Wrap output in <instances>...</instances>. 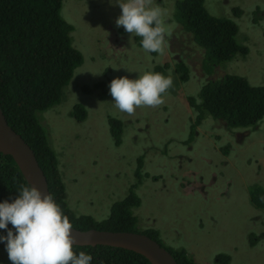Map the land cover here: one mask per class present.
<instances>
[{
  "label": "rangeland",
  "instance_id": "obj_1",
  "mask_svg": "<svg viewBox=\"0 0 264 264\" xmlns=\"http://www.w3.org/2000/svg\"><path fill=\"white\" fill-rule=\"evenodd\" d=\"M155 1L151 0V5L160 7ZM160 1L169 29L161 53L145 52L136 36L121 33L122 26L115 24L121 13L115 0L63 2L61 14L75 27L73 44L82 51L84 63L64 88L62 103L43 112V118L52 146L64 159L61 171L68 203L78 215L107 218L112 204L129 192L137 158L134 149H141L146 140L153 138L158 153L145 154L143 171H147L148 162L156 168L162 163L164 168L134 188L142 199L140 207L134 208L138 229H159L167 247L188 249L198 264H218L220 253L231 257L230 264H264V208H257L249 198L253 183L264 187V118L252 129L229 127L208 113L196 120L200 112L191 108L188 96L198 94L208 79L199 64L202 55L192 35L174 18L175 0ZM205 3L213 15L237 22V40L248 48L247 55L220 64L225 68L218 65L215 75L228 72L246 77L252 85H264V0ZM233 7L246 10L237 18ZM260 10L262 13L256 17L255 12ZM103 50L108 52L104 60L95 55ZM120 55L125 58L122 65L118 64ZM109 56L113 57L110 61ZM178 63L189 67V80H181ZM156 66L166 67L163 75L173 81L172 94H166L164 100L172 106L179 102L172 114L176 124L166 127L167 134L174 135L172 143L159 142L164 136L162 127L133 135V121L144 116L142 113L156 110L140 109L139 115L138 108L131 115L120 112L108 89L114 78L136 79L144 72H155ZM107 67L111 70L106 72ZM76 103H83L87 110L83 121L71 115ZM159 114L165 119L168 113L163 110ZM109 115L125 122L127 131L120 136V145L114 142ZM139 124L141 128L145 126L143 121ZM191 135L193 139L187 143ZM226 146L228 155L224 154ZM250 234H255L256 245L251 244ZM0 264H11L3 243Z\"/></svg>",
  "mask_w": 264,
  "mask_h": 264
},
{
  "label": "trees",
  "instance_id": "obj_2",
  "mask_svg": "<svg viewBox=\"0 0 264 264\" xmlns=\"http://www.w3.org/2000/svg\"><path fill=\"white\" fill-rule=\"evenodd\" d=\"M63 2L64 0H0V107L7 122L33 148L47 177L50 195L62 212L68 215L73 227L144 233L167 248L178 264H198L188 249L167 247L160 238L159 229H138L139 218L134 213V208L140 207L142 199L134 188L138 189L151 177L150 173L143 171L145 154L139 155V148L134 149L136 154L131 152L137 157L132 168V187L125 198L112 204L107 218L97 220L91 214L78 215L70 207L67 185L58 167L57 150L50 142L49 130L43 118V112L62 103L64 88L75 70L84 63L82 51L73 44L72 32L75 27L61 14ZM161 4L164 5L162 2ZM173 6L174 18L200 47L198 49L202 57L199 64L208 75L198 94L188 96L191 106L200 112L197 120L208 113L229 127L255 126L264 118V85H252L246 77L228 72L220 77L215 75V67L219 65L225 68V64H220L248 53V48L237 40V22L232 18L210 13L205 0H175ZM245 10L243 7H233V14L240 18V12ZM257 21L259 20L256 18L255 23ZM120 31L125 32L123 27ZM136 39L140 46V38ZM106 51L95 55L104 60L108 57ZM91 58L94 59L95 56ZM112 58L109 56L108 61ZM176 68L180 71L182 81L190 79L187 65L178 63ZM154 70L164 74L166 67L156 66ZM103 87L105 88V83ZM73 114L81 121L87 117V110L78 104L74 106ZM108 119L110 131L115 136L114 142L120 145L123 142L120 136L127 131L125 122L114 115H109ZM142 121H146V116L140 118V122ZM189 138L187 143L193 136ZM225 152L228 153L226 150ZM21 186L29 185L16 161L11 155L0 152V201H13L19 195L18 189ZM249 195L253 205L264 208V187L261 184H252ZM11 227L9 224L8 228ZM6 232L7 229L0 230V234ZM254 236L255 234H250L252 245L258 243L254 244ZM73 248L76 252L91 254V264H151L144 256L122 248L102 245H73ZM216 259L218 264L231 262V257L226 253L218 254Z\"/></svg>",
  "mask_w": 264,
  "mask_h": 264
},
{
  "label": "clouds",
  "instance_id": "obj_3",
  "mask_svg": "<svg viewBox=\"0 0 264 264\" xmlns=\"http://www.w3.org/2000/svg\"><path fill=\"white\" fill-rule=\"evenodd\" d=\"M110 2H114V0H110ZM114 3L121 9L120 15L115 20L116 26H122L124 31L130 33L131 36L139 37L140 46L145 52L161 53L169 29L165 22L166 12L160 8L162 7L160 0L155 1V5L157 3L160 7L152 6L151 0H115ZM260 13L262 10L255 12V15ZM107 68L109 71L111 70L109 67ZM203 72L206 73L204 70ZM172 83L170 76L153 71L144 72L136 79L123 76L111 80L108 89L113 98L115 109L129 115L134 113L135 108H138V115L140 109L156 110L155 113H142L146 116L143 128L139 124L140 118L133 121L135 123L133 135L138 132L144 134L150 129L155 130L156 127H162L161 132L164 133V136L159 142L172 143L174 135L167 134L166 127H173L176 124L172 114L179 102L177 101L172 106L170 101L164 100L166 94H172ZM103 89L105 90L104 87ZM79 104L84 106L83 103ZM163 104L164 107H161ZM191 108L196 109L195 107ZM163 110L168 113L165 119H162L159 114ZM71 115L80 121L73 112ZM175 116L178 114L175 113ZM260 121L249 129L256 128ZM137 124H139L138 127ZM156 143L153 138L146 140L141 148V153L142 151L144 154H148L149 151L158 153ZM225 150L228 152L227 146L224 147V154L228 155ZM57 160L61 175H63L61 170L64 159L58 153ZM144 162L146 163V160ZM154 165L148 162L146 172L152 174L164 168L162 163L157 168ZM18 192L19 195L13 201H0V230L7 229L6 234H0V243L4 244L11 264H91V254L85 251H74L70 219L62 212L50 194H45L34 185L21 186ZM9 224H11V228H8Z\"/></svg>",
  "mask_w": 264,
  "mask_h": 264
},
{
  "label": "water",
  "instance_id": "obj_4",
  "mask_svg": "<svg viewBox=\"0 0 264 264\" xmlns=\"http://www.w3.org/2000/svg\"><path fill=\"white\" fill-rule=\"evenodd\" d=\"M0 152L11 155L16 161L28 185L40 188L50 194L47 177L39 164L32 147L7 122L0 108ZM74 245L111 246L136 252L147 258L151 264H178L172 253L157 240L134 231H112L105 229H79L72 226Z\"/></svg>",
  "mask_w": 264,
  "mask_h": 264
},
{
  "label": "flooded vegetation",
  "instance_id": "obj_5",
  "mask_svg": "<svg viewBox=\"0 0 264 264\" xmlns=\"http://www.w3.org/2000/svg\"><path fill=\"white\" fill-rule=\"evenodd\" d=\"M117 59H118V64H119V65H122V63H123V61H124L125 58H124L122 55H120L119 58H117ZM114 61H115V60H114ZM114 61H113V62H114ZM143 127H144V126H143ZM143 127H142V128H143ZM141 148H142V147H141Z\"/></svg>",
  "mask_w": 264,
  "mask_h": 264
},
{
  "label": "bare ground",
  "instance_id": "obj_6",
  "mask_svg": "<svg viewBox=\"0 0 264 264\" xmlns=\"http://www.w3.org/2000/svg\"><path fill=\"white\" fill-rule=\"evenodd\" d=\"M173 255V254H172Z\"/></svg>",
  "mask_w": 264,
  "mask_h": 264
}]
</instances>
